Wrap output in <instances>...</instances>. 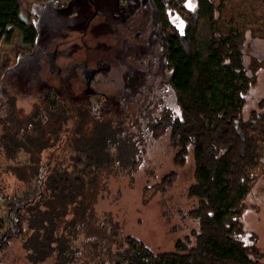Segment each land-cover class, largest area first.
I'll use <instances>...</instances> for the list:
<instances>
[{
    "label": "trees",
    "instance_id": "obj_1",
    "mask_svg": "<svg viewBox=\"0 0 264 264\" xmlns=\"http://www.w3.org/2000/svg\"><path fill=\"white\" fill-rule=\"evenodd\" d=\"M182 1L175 4L183 31L159 43L179 114L163 108L148 129L154 139L168 133L171 146L178 148L172 160L175 166L184 165L191 148L194 170L187 196L196 204L187 216L197 222V229L178 239L173 250L157 254L123 236L115 264H259L240 240L239 217L253 171L261 164L264 97L243 117L254 77L244 66L241 33L233 28L222 32L219 5L196 0L195 7L187 9ZM21 3L0 0V32L9 35L18 30L33 46L36 30L20 20ZM201 14L209 21L206 59L201 58L195 38ZM8 67V61L0 66V208L5 211L4 224L0 222V264L14 241L26 264H112L109 238L77 246L73 237L84 223L88 186L113 163L134 164L135 158L130 160L134 155L140 159L135 141L120 139L112 120L100 113L94 116L87 98L68 106L57 94L51 100L49 89L21 119L14 96L2 86ZM214 67L226 78L220 90L214 83ZM175 177L170 171L144 187L142 202L164 191Z\"/></svg>",
    "mask_w": 264,
    "mask_h": 264
},
{
    "label": "rangeland",
    "instance_id": "obj_2",
    "mask_svg": "<svg viewBox=\"0 0 264 264\" xmlns=\"http://www.w3.org/2000/svg\"><path fill=\"white\" fill-rule=\"evenodd\" d=\"M176 1L160 0L163 14L159 15L153 0L144 7L141 0H120V8L117 0H91L92 5L87 0H22L19 18L35 27L33 46L24 42V34L18 30L9 35L0 32V66L5 61L9 66L2 86L14 96L21 119L39 105L42 94L49 89L51 100L57 94L68 106H76L77 101L87 98L94 116L100 113L109 118L111 127H118L120 139L135 141L140 159L134 155L130 159L135 158L134 164L113 163L88 186L84 223L73 237L77 246L109 238L112 264L123 236L137 239L157 254L173 250L178 239L197 229V222L187 216L196 204L195 198L187 196V188L193 182L191 148L184 165L175 166L172 160L178 148L171 146L168 133L154 139L148 129L163 108L179 114L159 45L163 38L183 31ZM209 1L220 6L222 32L233 28L242 35L244 66L247 75L254 77L242 110L243 117H247L264 97V0ZM182 4L192 9L196 0H183ZM124 7L128 8L119 11ZM128 21L130 28L119 31ZM137 31L141 34L135 38ZM195 38L201 58L206 59L210 40L206 14L199 18ZM96 53L111 55L112 59H107L108 77L117 83L95 86L96 91L92 92L84 90L85 66L80 65ZM213 70L214 83L220 90L226 78L216 67ZM260 161L243 201L239 217L243 233L239 237L251 258L264 264V146ZM170 171L176 173L172 184L142 202L143 188L158 183ZM4 215L0 208L2 224ZM2 258V264H26L16 241Z\"/></svg>",
    "mask_w": 264,
    "mask_h": 264
},
{
    "label": "flooded vegetation",
    "instance_id": "obj_3",
    "mask_svg": "<svg viewBox=\"0 0 264 264\" xmlns=\"http://www.w3.org/2000/svg\"><path fill=\"white\" fill-rule=\"evenodd\" d=\"M87 1L89 2V0H87ZM153 2H154L156 9H158L157 3L159 4V6L161 8L162 5L160 3V0H158L157 3H156V0H153ZM120 3H121L120 0H117V6L119 5V8L121 6ZM139 3H141V2H139ZM89 4H91V3L89 2ZM140 5H139V9H140ZM141 7H144V6L141 5ZM127 8L128 7H124L122 9H120L119 11H125ZM124 27L127 29L130 28L129 21L127 22V24L123 25L119 29V31H121V29ZM137 32H141V31H137ZM114 37H115L114 35L111 36V38H114ZM81 38H83V37L81 36L79 39H81ZM111 38L108 40V43L110 42ZM121 40H123V39L121 38ZM109 45H111V44H109ZM108 57L111 58V55L109 53L107 54L106 57H104L103 55H98V53H96L95 56H93L92 58L85 59V61L80 65V67L85 66L83 69V81H84V87H85L84 90L88 89V90H92V92H94V91H96L95 86L103 87V86H106L107 84L113 83L114 81H115V83H117L116 79L113 80V79L108 77L109 76V69H110V65L107 64ZM54 65H55V63L53 62V66ZM54 67H56V65ZM77 73H78V70H77ZM51 74H53V73H51ZM76 78H77V74H76ZM76 78H75V80H76ZM75 80H74V82H75Z\"/></svg>",
    "mask_w": 264,
    "mask_h": 264
},
{
    "label": "water",
    "instance_id": "obj_4",
    "mask_svg": "<svg viewBox=\"0 0 264 264\" xmlns=\"http://www.w3.org/2000/svg\"><path fill=\"white\" fill-rule=\"evenodd\" d=\"M89 2L92 3L91 0H89ZM141 5L142 6H147L148 5V0H141ZM95 13H96V11H95ZM140 34H141V32H136L135 37L137 38Z\"/></svg>",
    "mask_w": 264,
    "mask_h": 264
}]
</instances>
